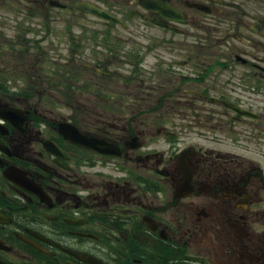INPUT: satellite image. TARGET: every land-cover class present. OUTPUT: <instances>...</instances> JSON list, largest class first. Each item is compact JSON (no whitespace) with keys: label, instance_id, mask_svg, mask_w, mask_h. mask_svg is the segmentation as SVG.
<instances>
[{"label":"flooded vegetation","instance_id":"flooded-vegetation-1","mask_svg":"<svg viewBox=\"0 0 264 264\" xmlns=\"http://www.w3.org/2000/svg\"><path fill=\"white\" fill-rule=\"evenodd\" d=\"M260 3L257 27L241 20L232 28L246 44L257 37V54L244 51L248 58L236 54L191 66L194 81L210 77L211 84L208 91L193 92L195 106L179 112L185 123L168 122L164 107L154 108L158 116L140 119L115 91L99 95L107 106L116 97L119 107L110 109L119 116L110 120L99 112L93 113L100 115L96 120L81 116L90 113L83 97L69 107L81 115L69 121H47L32 105L0 102V108L20 109L0 119V264H264V0ZM64 5L59 9L68 12ZM138 6L140 0H130L120 8L133 16ZM147 14L163 20L156 12ZM147 23L180 33L174 23L165 28ZM243 29L251 36L241 35ZM69 40L70 48L88 50ZM141 55V49L129 48L103 63L122 67L124 80L138 78L151 69L137 58ZM83 67L91 70L90 64ZM169 71L185 77L175 63ZM95 73L103 80L111 75L101 68ZM104 88L89 84L90 91ZM83 89L88 96V82ZM127 109L134 121L120 122ZM62 122L102 142V149L67 139Z\"/></svg>","mask_w":264,"mask_h":264},{"label":"rangeland","instance_id":"rangeland-1","mask_svg":"<svg viewBox=\"0 0 264 264\" xmlns=\"http://www.w3.org/2000/svg\"><path fill=\"white\" fill-rule=\"evenodd\" d=\"M48 1L0 0V45H13L11 42H14V45L18 46L16 51L7 48L5 54L0 50V78L7 80L8 77L11 90L9 93L0 94V102L24 105L23 107L32 105V110L37 111L40 119L43 115L47 117V121H69L81 115L75 113H78V110L69 109L71 106H77L75 100L77 98L81 101V97L84 98L82 102H87L90 108V113L85 112L81 116L96 120L100 115L93 113L99 112L103 115L101 119L110 120V116H119L110 109L119 107L114 104L116 97L109 98L107 106L99 95L104 97L106 92L115 91L126 96L123 99L127 102L125 108L136 109V116L140 119L158 116L154 114V108L164 107L161 112L167 114L170 119L168 122L185 123L183 114L179 112L185 107L195 106L193 92L208 91V85L211 84L210 77L201 84L194 81L190 69L193 64L200 61H206L208 64L214 58L234 59L236 54L248 58L249 56L243 54L244 51L251 55L258 52L255 46L258 43L257 37L246 44L232 28L241 20L257 27L261 12L260 0H221V3L216 0H174L173 4L183 9L187 15L188 23L182 26V34L161 30L142 21L141 15L144 11L139 6L138 14L131 16L126 9L120 8L125 7L130 0H81L98 4L122 15L125 27L76 11L73 5L78 0H56L66 4L68 12L49 6ZM194 3L205 4L214 11L202 12L193 7ZM218 10L222 13L219 14ZM241 33L251 36V33L244 29ZM105 34H114L121 39L112 41L104 37ZM69 37L73 38L75 47L84 44L88 50L81 52L77 48H70ZM123 39L125 44L122 43ZM105 43L117 45L120 50L105 46V51L104 46L99 45ZM129 48H139V51L141 49L142 55L137 58H142L144 64L150 65L151 69L138 78L124 80L121 77L122 71L118 69L122 67L103 61L114 59L117 53L123 55ZM110 50L115 54L108 55ZM70 59L74 62H68ZM38 60L44 61L41 62L43 66L36 65ZM86 63L90 64L91 70H84L83 64ZM171 63H175V70L180 69L185 77L170 72ZM180 63L184 66H179ZM59 64L64 66L54 67ZM96 68L111 71L110 77L103 80L100 75H96ZM82 79L86 81L82 82ZM87 82L88 96L85 95L87 90L83 89ZM91 83L103 84L105 91H90ZM19 88L31 90V93L27 94L28 99L18 96L16 92ZM34 90L40 93L36 94ZM128 103H131L132 107ZM205 105L209 104L202 103L200 106ZM102 107L108 108L101 109ZM122 112L120 122L134 121L135 117L130 110ZM184 116L187 117L186 114Z\"/></svg>","mask_w":264,"mask_h":264},{"label":"water","instance_id":"water-1","mask_svg":"<svg viewBox=\"0 0 264 264\" xmlns=\"http://www.w3.org/2000/svg\"><path fill=\"white\" fill-rule=\"evenodd\" d=\"M51 5H59L56 2H50ZM141 4L144 8L148 9V10H155L157 11L160 15L164 16L165 18L169 19V20H173L175 22L184 24L186 23L185 20V14L183 11L178 10L174 7L171 6V4L169 3V0H141ZM198 8L209 11L207 9V7H205L202 4H198L197 5ZM75 8L79 9L83 12H88L93 14L96 17L102 18V19H107V20H113V21H119L116 17L112 16L111 14H109L108 12H106L103 9H100L99 7H97L96 5L89 3V2H85V1H78L75 4ZM148 18V17H146ZM149 19V18H148ZM155 23H157L158 25H162V26H166L165 23L160 22L159 20H153ZM68 127L66 125H62L61 129L62 131L66 134L68 133ZM67 135V134H66ZM69 136V135H68ZM70 138L72 136H69ZM74 138V137H73ZM76 138L81 139L82 137L77 136Z\"/></svg>","mask_w":264,"mask_h":264},{"label":"bare ground","instance_id":"bare-ground-1","mask_svg":"<svg viewBox=\"0 0 264 264\" xmlns=\"http://www.w3.org/2000/svg\"><path fill=\"white\" fill-rule=\"evenodd\" d=\"M67 135L72 136L71 139L75 140V139H78V138H76V137H77V136H80L81 133H80L77 129H75L74 131H70V132H68ZM73 137H74V138H73ZM75 141H76V140H75Z\"/></svg>","mask_w":264,"mask_h":264},{"label":"trees","instance_id":"trees-1","mask_svg":"<svg viewBox=\"0 0 264 264\" xmlns=\"http://www.w3.org/2000/svg\"><path fill=\"white\" fill-rule=\"evenodd\" d=\"M7 80H8V77L6 78ZM7 80H1V78H0V91H6L8 88H7V86H6V84H7Z\"/></svg>","mask_w":264,"mask_h":264}]
</instances>
